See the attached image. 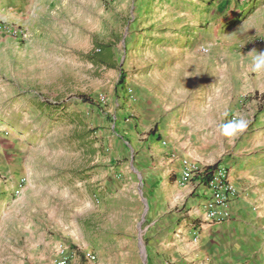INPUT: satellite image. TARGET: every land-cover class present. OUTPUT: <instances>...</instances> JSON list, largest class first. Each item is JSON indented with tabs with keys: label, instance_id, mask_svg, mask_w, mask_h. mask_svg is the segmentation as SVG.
I'll return each instance as SVG.
<instances>
[{
	"label": "rangeland",
	"instance_id": "rangeland-1",
	"mask_svg": "<svg viewBox=\"0 0 264 264\" xmlns=\"http://www.w3.org/2000/svg\"><path fill=\"white\" fill-rule=\"evenodd\" d=\"M254 1L242 3L247 11L240 29L254 26L256 20L264 29V0ZM3 2L6 6L0 11L14 15L0 19L26 26L30 36L21 42L9 38L0 45V200H14L1 207L9 214L19 211L25 221L39 216L45 222L54 246L41 264H55L59 244L71 251L69 264H147L150 247L159 241L157 235L162 236L156 226H147V171L136 164L150 152L144 145L149 133L168 132L165 142L169 137L173 151L206 158L207 166L237 156L241 137L264 157V128L257 125L262 121L264 92L255 93L257 102L250 101L251 95L241 101L217 71L200 83L186 80L180 55L175 73H149L152 67L166 66L154 62L163 39L158 31L166 23L161 14L166 6L159 0ZM238 32L230 25L217 36L201 37L225 43L199 51L208 58L209 68L218 65L215 58L220 55L248 49L245 42L232 43ZM199 87L208 89L206 101L202 97L206 111L194 102L199 97L193 92L185 96L175 122L167 109H141L137 88L145 94L153 91L158 101L173 99L171 94L179 89ZM81 95L91 102L82 101ZM240 103H247L243 113L237 109ZM205 113L214 117L212 122L201 119ZM239 118L248 122L242 134H222L223 125ZM21 176L26 178L25 188L19 196H9ZM4 219L0 217V223Z\"/></svg>",
	"mask_w": 264,
	"mask_h": 264
},
{
	"label": "crops",
	"instance_id": "crops-1",
	"mask_svg": "<svg viewBox=\"0 0 264 264\" xmlns=\"http://www.w3.org/2000/svg\"><path fill=\"white\" fill-rule=\"evenodd\" d=\"M3 1L7 0H0L1 9L6 6ZM159 1L166 6V9L161 11V14L166 16V23L162 24L158 31L159 37L163 39L159 42L160 54L154 58V62L166 66L152 67L154 70L149 73H175L179 70L176 65L180 55L186 65L181 71L186 80L192 79L193 83H200L209 72L217 71L221 79L230 81L232 96L241 100L245 95H251V102L259 101L260 97L255 93L264 92V71L260 75L253 74L251 57L264 52V29L260 25L261 21L256 20L254 26L240 29V25L245 22L242 17L247 10L241 2L234 0ZM0 15L13 18L14 14L2 10ZM230 25L239 29L231 40L234 46L245 42L249 47L231 56L220 55L215 58L219 61L218 65L209 68L208 58L202 56L199 51L216 47L218 44L225 46V43L212 39L204 41L201 37L208 34H211L210 37L217 36V32ZM27 31L29 33L28 29ZM9 38L11 37L0 34V45L8 43ZM155 77L157 76H153ZM150 88L154 90V87ZM137 89L143 112L150 106L152 109L164 108L170 112L174 122L178 111L183 110L190 92L199 97L194 102H197L201 109L207 110V105L202 103V97L205 101L207 99L206 87L193 91L179 89L177 94H171L173 99L162 98L158 101L154 99L153 91L145 94L143 88ZM220 97L219 103L223 101V95ZM246 104H238L237 109L243 113ZM219 113L221 125V108ZM259 114H263L262 118L259 117L262 121H258L257 125L264 128V108L259 110ZM215 117L217 120V114ZM213 118L205 113L201 119L212 122ZM168 135L170 136L168 132L162 130L154 134L149 133L144 145L145 150L149 148L150 152L142 160H136L141 171H147L145 182L151 203L150 221L147 226H156L162 233L161 237H155L159 241L150 247L147 264H264V171H261L262 168L264 170L263 155L257 151L253 152L249 139L239 138L241 148L237 156L226 162L230 171L229 180L236 187L237 193L229 206L228 219L222 223H212L206 221L204 216V205L209 200L207 178L197 176L184 182L179 181L183 159L194 158L202 165H207V160L197 155L176 153L169 137L168 144H162ZM12 202L14 203V200L8 197L2 202L0 200V217H5L4 222L0 223V264L46 262L54 244L46 235L45 222H42L39 216L25 221L27 218L19 211L13 214L5 212L1 204ZM57 247L58 245L55 251ZM144 255L146 257L145 253Z\"/></svg>",
	"mask_w": 264,
	"mask_h": 264
},
{
	"label": "built area",
	"instance_id": "built-area-1",
	"mask_svg": "<svg viewBox=\"0 0 264 264\" xmlns=\"http://www.w3.org/2000/svg\"><path fill=\"white\" fill-rule=\"evenodd\" d=\"M235 2L244 3L247 0H234ZM0 34L11 37L12 39L21 42L29 37L27 29L20 23L8 19H0ZM206 51V49H202ZM131 92V90H128ZM99 100L103 101V97ZM234 118V117H232ZM162 144H166L162 141ZM182 170L180 173V182L192 179L197 176L207 178V188L209 191V200L204 205V216L206 221L212 223H222L229 217V206L234 199L237 191L236 187L229 180V167L226 163L220 162L215 164L209 171L207 165H202L199 162L189 159H183ZM26 185V178L21 176L16 179L10 189V196L17 197L21 194ZM55 264H69L71 260V251L61 244L56 249ZM90 260H94L93 254L85 255Z\"/></svg>",
	"mask_w": 264,
	"mask_h": 264
},
{
	"label": "clouds",
	"instance_id": "clouds-1",
	"mask_svg": "<svg viewBox=\"0 0 264 264\" xmlns=\"http://www.w3.org/2000/svg\"><path fill=\"white\" fill-rule=\"evenodd\" d=\"M251 68L257 72L264 71V52H259L257 55L251 57ZM247 127L248 122L243 118H239L223 125L222 134L235 137L242 134ZM224 129H227V131H223Z\"/></svg>",
	"mask_w": 264,
	"mask_h": 264
},
{
	"label": "trees",
	"instance_id": "trees-1",
	"mask_svg": "<svg viewBox=\"0 0 264 264\" xmlns=\"http://www.w3.org/2000/svg\"><path fill=\"white\" fill-rule=\"evenodd\" d=\"M124 82V75H121L120 76V83H123ZM81 100L84 101V102H91V99L85 95H81ZM214 165H208L206 167L207 171H209V169H211Z\"/></svg>",
	"mask_w": 264,
	"mask_h": 264
}]
</instances>
